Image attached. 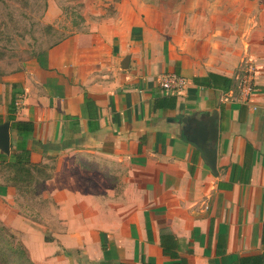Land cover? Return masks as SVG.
I'll return each instance as SVG.
<instances>
[{
	"label": "crops",
	"instance_id": "0c3cea01",
	"mask_svg": "<svg viewBox=\"0 0 264 264\" xmlns=\"http://www.w3.org/2000/svg\"><path fill=\"white\" fill-rule=\"evenodd\" d=\"M107 1L86 4L100 16L88 30L0 78V157L26 148L35 177L51 174L25 188L0 164V220L34 264H264V0ZM168 72L187 88H161ZM209 73L231 87L195 82ZM213 111L216 173L182 130Z\"/></svg>",
	"mask_w": 264,
	"mask_h": 264
},
{
	"label": "rangeland",
	"instance_id": "374dc122",
	"mask_svg": "<svg viewBox=\"0 0 264 264\" xmlns=\"http://www.w3.org/2000/svg\"><path fill=\"white\" fill-rule=\"evenodd\" d=\"M96 8L111 2L96 0ZM150 1V0H148ZM90 0H0V78L12 76L68 35L88 30L100 16L84 18ZM80 16H82L80 18ZM0 220V264H34L14 253L21 241Z\"/></svg>",
	"mask_w": 264,
	"mask_h": 264
},
{
	"label": "trees",
	"instance_id": "16d2710c",
	"mask_svg": "<svg viewBox=\"0 0 264 264\" xmlns=\"http://www.w3.org/2000/svg\"><path fill=\"white\" fill-rule=\"evenodd\" d=\"M82 16H80L81 18ZM83 18V17H82ZM195 82L199 85H204L207 87L221 88L223 90H228L231 87L232 80L231 78L220 75L217 73H209L208 76L202 79H196ZM177 98L176 96L166 97L164 99V106H168L174 108L176 106ZM9 119L12 120V125L21 133L31 132L33 130V123L26 121H17L13 115H9ZM0 164L4 168H8L11 171V175L8 178L14 184L18 185V182H23L25 188H27L28 184L31 182H35L37 190L43 189L44 181L47 180L51 174L45 173L43 179H39V177H35L32 170L41 174L42 168L40 165L33 163L30 159V151L26 148H22L20 151L12 153L10 155H2L0 157ZM10 236H13V233H10ZM48 240L49 238L46 237ZM14 253H18L20 256L26 255L27 250L23 243L21 242L20 246L11 247ZM2 249L0 248V253ZM164 252L166 254H170L173 257H177L176 252H172L168 250V246L164 247ZM29 261L33 263L30 259ZM8 264V262H7ZM184 264V263H182Z\"/></svg>",
	"mask_w": 264,
	"mask_h": 264
},
{
	"label": "water",
	"instance_id": "95a60500",
	"mask_svg": "<svg viewBox=\"0 0 264 264\" xmlns=\"http://www.w3.org/2000/svg\"><path fill=\"white\" fill-rule=\"evenodd\" d=\"M129 57L125 60L128 61ZM126 61V62H127ZM123 67H127L123 65ZM218 113L195 112L183 117L182 130L187 139L196 144L203 152L206 163L214 173L217 172V148L214 142L218 137V126L216 123ZM0 149L5 153L10 152V122L0 123Z\"/></svg>",
	"mask_w": 264,
	"mask_h": 264
},
{
	"label": "built area",
	"instance_id": "2783aa9c",
	"mask_svg": "<svg viewBox=\"0 0 264 264\" xmlns=\"http://www.w3.org/2000/svg\"><path fill=\"white\" fill-rule=\"evenodd\" d=\"M158 82L161 88H163L166 92H170L171 94L180 93L185 88H187L189 84V80L187 79V77L175 72L164 73L159 78ZM244 84L246 91H250V80L246 79Z\"/></svg>",
	"mask_w": 264,
	"mask_h": 264
}]
</instances>
